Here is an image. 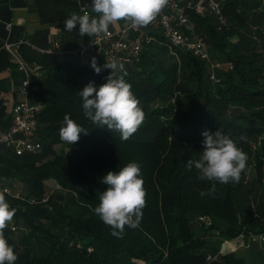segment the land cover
<instances>
[{"label":"trees","instance_id":"16d2710c","mask_svg":"<svg viewBox=\"0 0 264 264\" xmlns=\"http://www.w3.org/2000/svg\"><path fill=\"white\" fill-rule=\"evenodd\" d=\"M222 11L221 27L212 15L187 11L193 29L206 34L210 58L222 56L226 67L214 72L215 80L206 62L171 47L158 30L146 29L151 39L142 42L139 56L125 57L126 75H115L131 84L145 113L127 141L83 115L79 91L89 82L98 89L111 74L102 57H95L102 68L96 74L93 57L22 52L29 65L40 67L32 101L43 107L37 125L42 147L16 156L0 146V177L23 183L30 197L46 201L27 204L5 194L23 226L17 237L11 228L5 231L16 264H264V243L220 252L225 240L263 231L261 221L251 231L248 218L256 210L251 196L262 198L264 191V3L224 0ZM65 115L87 132L73 145L59 137ZM206 130H219L252 153L256 178L246 183L243 172L239 183H216L214 198L201 197L213 182L199 180L198 170L186 165L199 159ZM131 162L140 166L146 207L139 226L126 227L118 238L93 209L107 189L102 178ZM47 180L66 193V205L45 196ZM204 216L211 219L208 227L199 221Z\"/></svg>","mask_w":264,"mask_h":264},{"label":"clouds","instance_id":"9594fccd","mask_svg":"<svg viewBox=\"0 0 264 264\" xmlns=\"http://www.w3.org/2000/svg\"><path fill=\"white\" fill-rule=\"evenodd\" d=\"M168 3L169 0H92L91 12L84 10L87 6H83L79 14H70L64 21V30L72 32L78 26L81 38H91L108 35L110 27L121 21L132 29H139L154 22ZM91 67L96 74L102 71L95 57L91 59ZM103 68L111 72L106 83L97 89L89 82L79 91L83 115L97 127L118 132L120 139L127 141L142 126L145 113L132 92L131 84L123 76L117 78L115 75L117 72L126 75L124 64L113 59L106 61ZM81 133L87 134L81 125L65 115L59 129L60 139L73 145ZM202 135L203 151L199 159H189L186 166L189 169L194 166L198 170L199 180L213 182L212 187L201 191L200 195L214 198L216 183H239L248 157L237 140L219 130L215 133L206 130ZM245 139L243 134L239 137L240 141ZM102 183L107 185V189L100 193L98 206L93 211L112 229L111 235L122 238L126 227L135 229L139 226L146 207L147 193L140 166L131 162L118 171H109L102 178ZM6 192L7 189L0 191V264H16L18 256L5 231L13 223L17 210L6 200Z\"/></svg>","mask_w":264,"mask_h":264},{"label":"built area","instance_id":"2783aa9c","mask_svg":"<svg viewBox=\"0 0 264 264\" xmlns=\"http://www.w3.org/2000/svg\"><path fill=\"white\" fill-rule=\"evenodd\" d=\"M223 1L169 0L167 7L148 26L132 29L126 24L122 28L109 30L108 35L95 36L92 40L78 47L74 54L79 59L100 56L105 62L115 59L118 63H123L127 55L138 57L142 42L151 39L146 34V29L158 30L171 47L182 49L206 62L211 69L210 79L215 80L214 69L218 68L219 65L212 62L208 45L200 34L195 33L187 11L199 16L212 15L221 27L226 25V19L222 11ZM257 1L264 3V0ZM6 29L8 31L11 29L10 23L6 24ZM4 48L21 74L19 92L22 99L16 102L11 109L8 128L0 130V146L7 148L16 156L34 154L40 151L42 147L37 134V125L38 116L43 107L41 103L32 101L35 92L33 82L40 74V67L36 64L29 65L24 60L20 52V45L5 43ZM6 194L19 198V194L10 189H7ZM44 201H46V198L41 199V202ZM199 221L205 223L209 220L204 216L200 217ZM261 224L263 228L261 233L250 234L248 237L240 234L236 237L237 239H234L239 244V248H247L253 243H264V218L261 219ZM11 230H14V227H11ZM226 247L229 249L228 245L223 244L222 249L228 250ZM210 259L211 257L208 256L207 261Z\"/></svg>","mask_w":264,"mask_h":264},{"label":"crops","instance_id":"0c3cea01","mask_svg":"<svg viewBox=\"0 0 264 264\" xmlns=\"http://www.w3.org/2000/svg\"><path fill=\"white\" fill-rule=\"evenodd\" d=\"M91 3L92 0H0V130L8 128L11 109L22 99L19 92L21 74L4 44L20 45L21 54L23 51L38 54L74 53L95 36L81 38L78 26L72 32H67L64 21L73 12L79 14L83 6H87L84 10L91 12ZM7 23L11 24L9 31L6 29ZM125 25L121 21L109 30ZM52 183L55 182H44L45 191L47 186L52 187ZM18 184L24 186L13 181V188Z\"/></svg>","mask_w":264,"mask_h":264},{"label":"rangeland","instance_id":"374dc122","mask_svg":"<svg viewBox=\"0 0 264 264\" xmlns=\"http://www.w3.org/2000/svg\"><path fill=\"white\" fill-rule=\"evenodd\" d=\"M195 33H198L200 34L204 40L207 39L206 38V34L204 32H197L196 30H194ZM237 40L236 37H231V42L235 43ZM211 60L212 62L214 63H217L219 65L218 68H215L214 69V72L217 74V72H219V70H224L225 69V65L224 63H222L220 61V58H222V56L218 53V52H215L214 54H211ZM55 149L61 153L64 152V148L61 147V146H56ZM248 159H247V167H246V170L244 171V182L246 183H250L252 179H255L256 178V173H255V170H254V155L252 153L248 154L247 155ZM52 187H46V197L48 196H53L54 197V200L59 202L60 204H63V205H66L67 204V195L64 191L60 190L55 183H52ZM10 189L12 190L13 192H16L19 194V198L18 200L21 201V202H25L27 204H33V203H38V202H41V199H36V198H33V197H30L29 194L27 193V188H26V185L22 186V185H17L13 188V181H7L5 180V178H1L0 177V191H2L3 189ZM6 194V193H5ZM8 195V194H7ZM256 196H251L253 198H251V201L252 203L254 204V206L256 207V210H254L250 216V219L248 222H249V228L251 229V231L255 232L257 230H259L261 228V224H260V221L261 219L264 218V212L263 211H259L257 209L258 207V204L259 202L261 204H259V207H261V205H263L264 207V191L263 193H261L262 195V198L260 197H257L258 195L255 194ZM10 196V195H8ZM256 215V216H255ZM209 221L205 222V223H202L204 227H208L210 224H211V219L207 216H205ZM257 220H259V222H257ZM11 227H14V230H12L13 232V235L15 237L17 236H20L22 231H23V226H22V222L18 221L17 223L15 222V220L13 221V223L9 226V228ZM235 239V238H234ZM232 239V240H225L222 244H221V247H220V250H222L221 252L225 253V252H233V251H238L239 249V244L237 242H235V240ZM237 239V238H236ZM226 243V244H225ZM224 245H228L229 246V249L228 247H226L228 250H223L222 249V246Z\"/></svg>","mask_w":264,"mask_h":264}]
</instances>
